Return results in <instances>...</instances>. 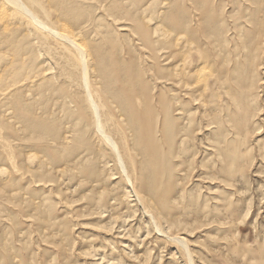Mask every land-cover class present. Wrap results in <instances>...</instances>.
<instances>
[{"label":"rangeland","instance_id":"1","mask_svg":"<svg viewBox=\"0 0 264 264\" xmlns=\"http://www.w3.org/2000/svg\"><path fill=\"white\" fill-rule=\"evenodd\" d=\"M100 1L94 2V15L101 19L94 27L121 38L120 53L122 56L127 54L128 62L136 58L134 55L138 50L142 55L149 53L143 50L131 28L127 32L117 29L121 24L129 26L130 23L131 26L129 16L115 20L110 11L98 9L103 2ZM164 1L166 4L167 0H161L163 4L154 0L156 6L152 0H133L147 16L156 11L155 14L167 11L170 4L165 5ZM214 1L225 17L223 23L227 32L224 35L230 44L224 52L227 62L221 70L227 80L217 84L212 81L211 89L204 91L205 98L196 102L194 95H185L177 86H165L162 80L153 86V98L160 94L159 87L155 88L157 85L164 88L169 98L163 107L158 101L153 103L159 113L158 122H166L167 112L169 121L178 120L180 125L174 128L173 139L179 134L180 126L183 127L175 145L185 150V162L178 164L180 162L174 157L171 163L168 161L163 168L168 181L156 186L161 188L167 184L174 188L167 210L161 215L155 214L153 220L145 208L148 197L143 193L145 184L137 179L138 175L130 173L132 185H124L121 178L111 179V171L127 177L117 168L115 160L97 158L93 149L84 153V160L75 170L70 168L73 176L64 173L66 162L55 158L45 166V179L25 173L23 165L26 166L27 151L38 152L44 157L48 140L39 138L33 148L16 145L15 169L19 171L15 170L6 180H10L8 185L1 184L0 187L2 257L12 262L8 254L14 253L21 257V264H191L183 246L174 240V235L178 234L186 239L188 250L193 252L192 264H264V5L257 8L258 5H251V0ZM151 2L154 5L149 10L147 5ZM106 3L107 0L103 5ZM130 3L132 0L124 8H129ZM120 7L121 4L116 8ZM253 18L255 22L250 24ZM256 27L258 31L254 34ZM90 31L92 33L93 29ZM248 33H253L251 45L246 43ZM171 50L175 49L166 51L169 54ZM28 54L25 48L22 56L28 57ZM192 55L198 61L196 53ZM145 56L139 66L144 63L152 66L155 61L166 66L157 53L153 60ZM44 58L42 65L51 68L53 65ZM176 60L174 58L169 66L174 67ZM216 63L218 65L219 61ZM203 64L207 66L206 71L213 67L212 61ZM27 73L29 70L23 71L25 77ZM74 88L67 91L74 95L77 92ZM231 96L236 99L238 96L240 103L232 101ZM77 116L73 114L74 120L63 118L62 133L68 129L64 127L72 124L70 121L77 120ZM96 160L99 168L95 169L96 173H90L89 168ZM108 160L115 163L110 171L101 167ZM134 185L142 196L140 201H136L133 193L128 196ZM123 193L129 205L125 202L121 207L118 200V208L111 209L106 201L111 196L118 199L116 196ZM25 194L28 196L24 197ZM36 202L46 205L37 212ZM166 233L172 239L163 236Z\"/></svg>","mask_w":264,"mask_h":264},{"label":"bare ground","instance_id":"2","mask_svg":"<svg viewBox=\"0 0 264 264\" xmlns=\"http://www.w3.org/2000/svg\"><path fill=\"white\" fill-rule=\"evenodd\" d=\"M97 1L0 0V68H3L0 70V187L1 184L8 185L10 180H6L16 170V145L33 148L37 146L39 138H46L48 147L44 157L38 152L27 151L24 160L26 166L23 165L25 173L45 179V166L48 161L54 162L55 158L65 161L64 173L73 176L70 168L75 170L77 164L84 160V153L93 149L97 158L103 160L110 157L112 161L115 160L117 168L127 177L117 176L111 171V179L121 178L124 185H132L134 181L130 173L138 175L137 179L145 184L143 193L148 197L145 208L155 220V214L161 215L162 211L167 210V203L174 193V188L167 184L156 187L168 181L163 168L174 158L180 162L178 164L184 163L185 150L175 145L182 126L176 139H173L174 128L180 125L177 124V117V121H169L167 112L166 122H158L159 113L153 103L158 101L163 107L169 98L161 85L155 87H159L158 98H153V86L162 80L165 86H177L185 95H194L196 102L202 100L206 93L204 91L211 89L212 81L214 84L226 81L221 72L227 62L223 55L230 45L224 35L227 32L223 23L225 17L214 0H171L169 3L167 0L166 4L164 1L165 5L170 4L167 11L155 14L156 11L148 16L144 11L140 12L138 3L136 5L133 0L130 9L124 8L129 0H107L106 5H103L105 0H99L103 2L98 9L110 11L115 20L120 21L124 16H129L131 26L130 23L129 26L121 24L117 29L127 32L131 28L143 50L150 51L145 55L153 60L157 53L159 59L165 60V65H168L162 66L160 61H155L152 66L145 63L139 66V61L146 58L142 52L139 54L138 50L134 61L128 62L127 54L122 56L120 53L121 38L94 27L101 20L94 15L93 8ZM152 2L157 6L154 0ZM152 2L147 5L149 10L154 5ZM119 4L121 7L116 8ZM251 5H258V8L264 5V0H251ZM257 8L254 7V10ZM254 22V18L250 20V24ZM257 31L256 27L254 34ZM251 35L253 33H248L245 37L246 43L250 45ZM25 48L29 51L28 57L22 56ZM169 48L175 50L168 54L166 50ZM193 53H196L198 61L194 60ZM43 57L53 65L51 68L42 65ZM174 58L178 62L170 67ZM206 61L213 63L212 69L209 66L208 71L206 64H203ZM44 63L47 64V61ZM26 70L29 73L25 77L23 71ZM68 87H76L77 92L73 95L67 91ZM231 100L240 103L238 96L237 99L231 96ZM74 113L78 115L77 120L70 121L72 124L64 127L68 129L62 133L63 118L71 120ZM97 160L91 164L90 173H96L95 169L99 168ZM112 161L104 162L101 167L104 170L109 168L110 171V167L115 166ZM131 189L128 196L133 193L136 201H140L142 196L136 185ZM116 197L118 199L111 196L106 201L111 209L118 208V200L121 207L125 202L129 205L124 193ZM131 201H134L133 198ZM36 204L37 212L46 205L45 202ZM163 236L172 239L169 233ZM174 240L183 246L189 263H194V255L188 250L186 239L177 234ZM8 256L14 264L20 263L21 257L18 255L10 253ZM0 260V264L12 263L1 253Z\"/></svg>","mask_w":264,"mask_h":264}]
</instances>
